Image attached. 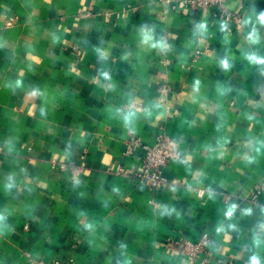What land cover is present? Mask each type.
I'll list each match as a JSON object with an SVG mask.
<instances>
[{
  "label": "crops",
  "instance_id": "1",
  "mask_svg": "<svg viewBox=\"0 0 264 264\" xmlns=\"http://www.w3.org/2000/svg\"><path fill=\"white\" fill-rule=\"evenodd\" d=\"M226 4L238 20L184 0H0V264H248L253 254L264 264V243H253L264 221V74L246 59L264 56V0ZM142 27L171 50L142 44ZM133 97L151 115L137 113L130 132L116 109ZM132 136L175 144L168 186L137 182L144 149L127 153ZM205 233L208 261L170 245Z\"/></svg>",
  "mask_w": 264,
  "mask_h": 264
},
{
  "label": "built area",
  "instance_id": "2",
  "mask_svg": "<svg viewBox=\"0 0 264 264\" xmlns=\"http://www.w3.org/2000/svg\"><path fill=\"white\" fill-rule=\"evenodd\" d=\"M186 4L195 7H216V16H220L225 20H238L240 15L236 11L230 10L227 7V0H184ZM13 20L8 21L11 25ZM137 147H143L144 153L140 157L141 166L134 173V177L139 183L148 184L152 189L157 190L169 185V179L164 175V170L167 164L172 159L181 158L180 152L177 150L175 144L167 139L160 138L155 144L149 145L143 143L136 136H132L129 141L128 154H133ZM127 171V169H124ZM129 172V171H128ZM264 191V186L257 190V194ZM179 249L182 255L192 259L203 258L208 261L212 256L210 249V236L208 233L203 234L196 240L178 239L170 242ZM40 264H71L64 259H55L50 262L41 261Z\"/></svg>",
  "mask_w": 264,
  "mask_h": 264
},
{
  "label": "clouds",
  "instance_id": "3",
  "mask_svg": "<svg viewBox=\"0 0 264 264\" xmlns=\"http://www.w3.org/2000/svg\"><path fill=\"white\" fill-rule=\"evenodd\" d=\"M257 19L259 23L264 24V13L259 14ZM244 23L248 24L250 23V21H245ZM221 30L227 31L226 22L221 24ZM206 32H207V24L205 22H200L196 25V34L201 37V43L203 42V37L206 35ZM140 36H141V43L149 46L150 48L158 49L159 51H162V52H167L171 50V46L163 38H160L158 40L154 38L153 30L150 28L142 27L140 30ZM53 39L55 41L57 38L54 37ZM247 39L252 44L260 43V35L255 28H253L252 31L249 33ZM101 57L106 59L107 54L101 53ZM246 59L254 65L262 66L261 74H264V56H260L256 54L255 52H250L246 54ZM219 63H220L221 68L223 69H228L231 67V64L229 63V60L227 58L221 59ZM102 75L105 78V80H110V76L108 72H103ZM108 87L111 88L112 86L108 85ZM199 89H200V82L199 80H197L195 81V84L193 86V91L199 92ZM227 91H230V89H220L221 95L225 94ZM36 94H37L36 91L33 90L32 95H36ZM153 107L156 109H159L160 107H162V104L156 103L153 105ZM116 113L122 119L125 128H127L128 131L131 132L135 130L133 125L135 123L137 113H140L142 115L143 114L151 115V110L148 108H142L139 105V102L135 99V97H133L123 107L116 109ZM41 114L43 115V112H41ZM159 118L161 117L157 116V119ZM248 118L251 120L254 117L249 116ZM252 143L253 142L250 140L248 142V146L252 147ZM256 144H258L260 147H264V141L257 140ZM260 147H256L254 150L256 152H259ZM219 153L221 157H223V155L225 154L223 144L220 145ZM248 162L249 163L252 162L251 158H249ZM75 183L79 184L80 180L75 179ZM14 186L15 185L12 182L11 178H9V182L6 184V189L10 191ZM211 195H212V192L209 191V196ZM235 210H236V205H232L226 212V217L228 219H231ZM243 211L245 215H250L252 210L244 209ZM261 211L264 212V209H262ZM6 227H9V225L7 224V217L3 213H0V234H3V229H5ZM85 227L91 229L92 226L86 225ZM227 229L235 231L236 226L234 224H228ZM216 232L217 234L224 233L225 238L226 239L228 238L225 225L221 224L220 226H218L216 229ZM253 243L256 247H259L262 243H264V221H261L256 225L255 235L253 237ZM211 246L217 251L219 250L215 244H212ZM248 264H262V261L258 255L253 254L250 256Z\"/></svg>",
  "mask_w": 264,
  "mask_h": 264
}]
</instances>
